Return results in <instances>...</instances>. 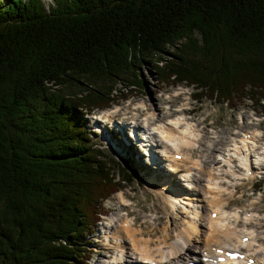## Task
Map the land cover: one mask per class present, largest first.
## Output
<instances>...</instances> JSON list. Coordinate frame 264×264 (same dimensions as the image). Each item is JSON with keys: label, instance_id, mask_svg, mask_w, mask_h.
<instances>
[{"label": "trees", "instance_id": "obj_1", "mask_svg": "<svg viewBox=\"0 0 264 264\" xmlns=\"http://www.w3.org/2000/svg\"><path fill=\"white\" fill-rule=\"evenodd\" d=\"M144 56L196 99H256L264 0H0V264L80 262L98 206L131 182L82 108L139 84Z\"/></svg>", "mask_w": 264, "mask_h": 264}, {"label": "rangeland", "instance_id": "obj_2", "mask_svg": "<svg viewBox=\"0 0 264 264\" xmlns=\"http://www.w3.org/2000/svg\"><path fill=\"white\" fill-rule=\"evenodd\" d=\"M49 1L51 0H44L46 6ZM159 56L157 61L159 64H163L170 55L161 53ZM154 61L155 60L150 61L144 56L143 59L134 62L132 67L134 72L137 71L136 76L141 79L139 84L127 82L128 79L116 82V85L109 93V97L115 96L114 100H112L109 105L112 106L111 109L116 107L114 106V102H118L122 105L120 110H117L120 114L128 112L141 117L145 113L146 117L147 111L139 107L141 101H145L148 109L154 111L155 117L153 119H155L156 123H153L154 125L152 124V126H155L160 120L166 122L167 119L171 118L174 120V118H177V116L182 113L174 117H168V114H174V107L186 105L187 107L185 110L187 112H185V117L187 122L189 121L193 124V121H195V129L199 131V134L194 145L182 149H187L192 157L197 155L204 164L205 161L210 159L209 154L211 149L216 147L217 149L219 148L218 151H221L227 143L230 144L229 142L235 136L238 127L244 128L257 125L258 128L264 130L263 122L257 123L254 119L252 122H249L250 117L248 116L250 115L247 116V113L252 111L253 107V112L255 111L258 113L259 110L252 105L248 99L239 100L236 105H231L232 107L230 103L216 101V99L212 97L196 99L195 93L197 92V88L195 86L189 84L185 79L183 81H176L173 77L174 74H171L168 76V79H165L162 76L160 68L156 70L153 69V67H155ZM126 82L128 84H126ZM167 100L169 103L166 105L165 102ZM262 101H264V99H262ZM177 103L179 105H177ZM133 106L135 107L134 110L137 112L132 111ZM157 106L161 107V112ZM111 109L109 108L108 112ZM93 110L96 111L97 109L94 108ZM85 111L86 110H84L82 115L86 121L90 118L89 121L91 124L94 117L91 116L90 112L85 113ZM159 112L160 116H158ZM105 113L107 112H102L101 115L104 116ZM115 115V112H113L110 116L104 117L106 119L100 120L99 134L96 133V135L93 134L90 137L94 139V141L96 139L98 144L101 143L104 146L103 151L119 162L122 168L114 166L115 171L117 172V170H119L121 173L130 175L131 182L123 185L118 193L116 191L111 192L110 196L98 206L101 213H97L95 230L87 236L84 234L88 243L84 245L86 252L80 257L81 260L79 259L80 262L78 264H111L113 262L112 260L116 252L113 247L115 240L111 237L110 233L106 232L107 226L110 225V223H108L110 219L114 217L119 218L120 220L118 222H121V219H126V217L129 219L132 218L134 227L137 230L140 229L135 234L138 233V236L151 239L149 243L155 248L161 245L159 241L163 240L168 234L174 237L172 227L173 225H182V218L186 213L184 204H187L188 200L194 201L192 195L188 194L189 192L185 189L187 182L182 180L185 178L183 173L178 175L173 174L169 170L165 171L155 165L149 164L150 162L144 159L143 153L141 152L142 149L135 140L131 139L132 141L128 140L124 142L123 139L127 140L125 139V134L121 135L120 132L117 134L115 130L110 132V129L107 128V126H110L108 122L114 124L115 120H111L115 119ZM121 118L122 117H119L120 121L117 120V122H115V126L118 127V124H122L120 123ZM142 118L144 117L142 116L139 119V124H142ZM99 124L97 123L96 125ZM141 128L140 126L138 129L141 130ZM147 137H150V135H147ZM152 139L154 140L155 138ZM262 139H264V135ZM128 150L129 153L132 154L133 161H131L128 156ZM122 160L136 168L131 171L130 166L122 164ZM201 168L202 170H206L204 167ZM262 169H264V167ZM261 176L262 178L256 176V178L251 177L250 179H245L240 175L239 177L237 176L235 182H232L234 179L229 176L220 182H222L221 184H227L229 188L234 186L233 194L227 198V202H224V208H239L240 213L243 210L246 211L250 209L259 212V217L261 218V220H259L260 223L250 220L246 225L251 224L255 228V239L264 242V237L262 238L264 232V175L262 174ZM168 178L176 180V183L180 184V186L178 185L177 188H174L176 191H180V188H182L181 192H179L182 194L181 202L176 203L174 208L170 207V203L173 202L168 200L164 195V190L166 188L167 192L178 194V192H174L175 190L172 189L170 184L164 189V183ZM120 194L124 197L119 199ZM127 201H129L127 205L125 204L123 206V204H121ZM125 210H128L131 215H129L128 212H124ZM125 213L128 215L125 216ZM165 230H167V232L169 230V232L166 233ZM108 237L109 239H107Z\"/></svg>", "mask_w": 264, "mask_h": 264}, {"label": "bare ground", "instance_id": "obj_3", "mask_svg": "<svg viewBox=\"0 0 264 264\" xmlns=\"http://www.w3.org/2000/svg\"><path fill=\"white\" fill-rule=\"evenodd\" d=\"M165 104H168V100ZM139 107L147 111V116L145 117L144 113V118H142L143 122L140 125H135L137 120L136 116H132L133 119L130 120L132 121L131 126L134 129H138L140 126L142 127L140 130L141 135L137 137L139 139L137 144L144 148V152L150 158V163L154 164L157 161H161L163 168L173 171V174L178 175L183 173L185 178L182 180L187 182L185 189L189 192L188 194L192 195L194 201L188 200V203L184 204L186 213L182 218V225H173L172 227L174 237L168 234L163 240L159 241L161 245L155 248L149 243L151 239L138 236V233L135 234L140 229L137 230L134 227L132 218L130 220L126 217V219H121V222H118L120 220L119 218L114 217L110 219L108 221L110 225L107 226L106 232L110 233L111 237L115 240L113 247L116 251L111 264H130L134 262H137L136 264H147L146 262L152 259L157 264H177L178 261H184L188 257L201 260V253L199 252L201 250L207 249L212 252L214 247L223 245L234 246L235 244L244 246L246 254L256 256L255 262L263 260L264 242L257 241L254 233L255 228L252 225L246 226L247 223H245L249 220H261L259 212L250 209L246 211L251 212L243 210V214H241L239 208H224V202H227V198L233 194L234 186L229 188L227 184H221L222 182L220 181L225 179L226 173L234 179L232 182H235L237 176L242 175L241 171L231 167L225 156V153H229L232 147L241 152L243 157L251 158V155H253L255 162L259 164L264 163V139L259 138L258 140V135L256 134L250 139L240 136L230 143V145L227 143L221 151H218L219 148L217 149L216 147L211 149L209 154L210 159L205 161L204 164L198 157L194 159L187 156V149H182L194 145L197 141L199 131L193 127L192 122H187L185 116L181 114L177 118H174V120L171 118L167 119L166 122L160 120L155 126H152L153 123H156L155 119H153L155 117L154 111L148 109L145 101H141ZM109 108L111 109L112 107L101 109L97 116L99 117L102 112H107L102 116V119H106L104 117L110 116L115 112V108L108 112ZM157 108L161 112V107L157 106ZM160 112L158 116H160ZM117 113L115 112L116 115ZM116 115L114 116L115 122H117ZM176 115L178 114L172 115L169 113L168 117H174ZM96 120L97 118H94L91 124L93 125ZM150 120L152 121L149 122ZM115 122L114 124L108 123L109 125H115ZM127 122L129 121L127 120ZM127 122L118 124L120 130L124 128ZM107 128L111 129L108 126ZM134 132L136 134L139 133L138 130H134ZM147 135H150V137H147ZM151 137L155 139L153 140ZM123 141L126 142L127 140L123 139ZM258 146L262 149H257ZM174 153H179L181 157L175 158L173 156ZM221 160L223 161L221 162ZM224 162L227 163L226 166H224ZM200 166L206 170H202ZM262 168H259L257 172L264 173V169ZM250 177H252V174L246 179ZM176 182V180L166 179L164 189L168 184L171 185L172 189L177 188L180 184ZM166 189L164 190V195L174 203H170V207L174 208L176 203L181 202L182 194L179 192H181L182 188H180V191L173 190L174 192H178V194H171ZM123 197L122 194L119 195V199ZM211 210L216 212L214 217L210 214ZM127 215L125 213V216ZM240 221L242 223L239 225ZM165 232L168 233L169 230L168 232L165 230ZM244 235H248V238L246 242H241L239 238Z\"/></svg>", "mask_w": 264, "mask_h": 264}, {"label": "snow or ice", "instance_id": "obj_4", "mask_svg": "<svg viewBox=\"0 0 264 264\" xmlns=\"http://www.w3.org/2000/svg\"><path fill=\"white\" fill-rule=\"evenodd\" d=\"M213 216H215V213H213ZM230 255V254H229ZM232 258H235V257H232Z\"/></svg>", "mask_w": 264, "mask_h": 264}]
</instances>
